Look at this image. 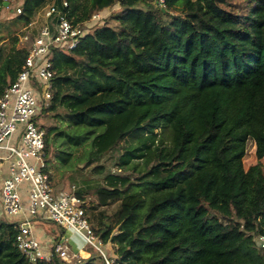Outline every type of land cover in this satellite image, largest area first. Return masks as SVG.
Returning a JSON list of instances; mask_svg holds the SVG:
<instances>
[{"label": "trees", "instance_id": "16d2710c", "mask_svg": "<svg viewBox=\"0 0 264 264\" xmlns=\"http://www.w3.org/2000/svg\"><path fill=\"white\" fill-rule=\"evenodd\" d=\"M62 1L21 0L15 21L26 26L55 4L88 23L118 4L115 26L92 20L76 46L53 50L51 97L37 116L45 156L56 140L64 164L86 142L87 166L111 153L116 170L96 165L103 182L75 190L86 214V202L118 203L92 224L113 245L110 264H264L255 241L264 234V0ZM13 40L0 46V95L29 47ZM44 114L60 125L42 124ZM249 140L257 163L245 169ZM16 227L0 217V264H106L100 254L29 262Z\"/></svg>", "mask_w": 264, "mask_h": 264}, {"label": "built area", "instance_id": "2783aa9c", "mask_svg": "<svg viewBox=\"0 0 264 264\" xmlns=\"http://www.w3.org/2000/svg\"><path fill=\"white\" fill-rule=\"evenodd\" d=\"M62 6H68V2L63 0ZM17 11L20 12V7ZM101 13H94L91 21L99 20ZM83 25L85 22L73 23L58 5H48L44 24L32 38L23 35L21 40L28 41L29 47L22 69L0 95V162H8L0 188L2 209L7 217L20 218L15 221V243L29 262L48 261L54 256L68 263L82 259L79 253L69 250L63 236L47 248L42 245L32 224L46 219L74 230L110 264L103 249L105 243L93 228L84 201L75 193L76 187L54 189L44 151L45 131L37 119L41 104H47L51 97L50 81L55 74L51 62L53 50L76 46L85 35ZM33 81L40 83L41 90ZM25 184L26 206L22 195ZM255 241L264 250V234H258Z\"/></svg>", "mask_w": 264, "mask_h": 264}, {"label": "rangeland", "instance_id": "374dc122", "mask_svg": "<svg viewBox=\"0 0 264 264\" xmlns=\"http://www.w3.org/2000/svg\"><path fill=\"white\" fill-rule=\"evenodd\" d=\"M20 3L21 0H10L7 5H5L3 8H0V46L4 47L6 50L13 46V37L18 38L15 46L29 45L28 41L21 40L23 35L28 34L29 37L32 38L38 28L45 22V10L47 6L41 9L39 13L34 18H32L30 24L25 26L21 22H16L15 17L18 13L17 8L20 7ZM117 9L118 4H116L114 7L106 9L105 11H102L98 24H102L103 22L107 21L108 24L115 26L116 23L109 19L108 16ZM93 22L95 21H90L83 25L85 33L91 31L94 28ZM40 122L46 126L53 124L60 125V123H58L55 118L51 117V114L42 115ZM165 138L168 140L169 137L165 136ZM88 144L89 142H86L84 145L73 147V155L70 161L64 164L54 159L53 151L57 148V146L58 148L62 149H65V146L59 140L51 143L49 154L46 157L50 156L51 159L50 162H47V164L51 174L53 186L56 191L70 189L73 186L79 190H93L96 185H99L103 182L104 177V174H98L92 171V168L96 165L103 164L107 170H116L112 164L113 160L110 158L111 153L105 155L100 161L87 166L86 160L89 150ZM255 149L256 147L254 142L249 140L247 142L246 154L243 158V165L245 169H248L249 166L257 163ZM112 154L115 156L117 153L113 152ZM262 163L264 164V159L262 160ZM79 167L82 168L81 171H79ZM85 204L89 220L95 227L97 225L95 217H102L100 215L101 211H104L105 214L102 218L107 222L109 221L108 215L111 214L118 206V203H114L106 207L97 206L96 209H92L90 208V203L86 202ZM0 216L8 219L9 221L15 219L13 216H3L2 213H0ZM32 225L34 230L40 235L39 241L41 243H48V245L51 246L55 243V238L57 236H63L64 243L67 244L69 250L75 248V250L79 249L88 251L93 255L99 254L97 250L94 249L90 244L86 243L78 233L66 226H56L54 223L46 219L33 222ZM103 249L108 257L114 256L113 245L110 241L103 245Z\"/></svg>", "mask_w": 264, "mask_h": 264}, {"label": "crops", "instance_id": "0c3cea01", "mask_svg": "<svg viewBox=\"0 0 264 264\" xmlns=\"http://www.w3.org/2000/svg\"><path fill=\"white\" fill-rule=\"evenodd\" d=\"M7 167H8V162L6 161H2L0 162V188H1V182H2V179L7 175ZM26 184L23 185V188H22V195H23V201H24V205L26 206V194H25V191H24V188H25ZM0 213H2V215L4 216V212H3V209H2V203H1V194H0ZM6 216V215H5ZM2 217V216H0ZM7 217V216H6ZM20 218H15L14 220H10V221H16V220H19ZM36 222V221H34ZM33 232L35 234V236L39 239L40 235L38 234V232H36L34 230V227H33ZM50 243V242H49ZM42 245L47 248L49 247L50 245H48V243H42ZM71 252L73 253H79L82 257H86L88 255V251H84V250H79V249H76L73 248L70 250ZM84 254V255H83ZM86 254V255H85ZM90 254V253H89Z\"/></svg>", "mask_w": 264, "mask_h": 264}, {"label": "water", "instance_id": "95a60500", "mask_svg": "<svg viewBox=\"0 0 264 264\" xmlns=\"http://www.w3.org/2000/svg\"><path fill=\"white\" fill-rule=\"evenodd\" d=\"M7 3H8L7 1H6V2H4V5H7ZM81 166H82V165H81Z\"/></svg>", "mask_w": 264, "mask_h": 264}, {"label": "bare ground", "instance_id": "6f19581e", "mask_svg": "<svg viewBox=\"0 0 264 264\" xmlns=\"http://www.w3.org/2000/svg\"><path fill=\"white\" fill-rule=\"evenodd\" d=\"M84 255V254H83ZM86 255V254H85Z\"/></svg>", "mask_w": 264, "mask_h": 264}]
</instances>
